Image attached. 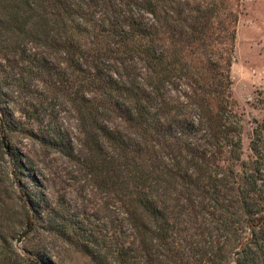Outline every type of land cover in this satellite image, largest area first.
Wrapping results in <instances>:
<instances>
[{
    "label": "trees",
    "instance_id": "1",
    "mask_svg": "<svg viewBox=\"0 0 264 264\" xmlns=\"http://www.w3.org/2000/svg\"><path fill=\"white\" fill-rule=\"evenodd\" d=\"M240 3L0 0V125L37 105L73 114L115 264H264V122L241 160L230 95ZM1 204L0 264H21Z\"/></svg>",
    "mask_w": 264,
    "mask_h": 264
},
{
    "label": "rangeland",
    "instance_id": "2",
    "mask_svg": "<svg viewBox=\"0 0 264 264\" xmlns=\"http://www.w3.org/2000/svg\"><path fill=\"white\" fill-rule=\"evenodd\" d=\"M230 75L233 107L242 120L241 160H248L253 157V129L264 122V0H241ZM34 109L30 116L16 113L18 126L10 132L0 125V209L4 202L16 213L9 243L20 255L18 261L115 264L110 234L104 238L98 231L102 222L96 216L102 215L105 199L86 166L76 160L78 153L73 151V158L68 147L81 139L73 114L47 104ZM57 133L63 142L54 145ZM240 169L237 162L235 170ZM79 221L88 232L98 231L97 245L87 246L71 233Z\"/></svg>",
    "mask_w": 264,
    "mask_h": 264
}]
</instances>
